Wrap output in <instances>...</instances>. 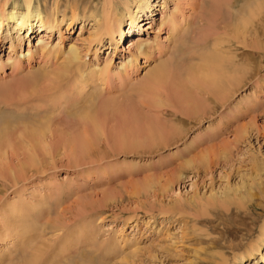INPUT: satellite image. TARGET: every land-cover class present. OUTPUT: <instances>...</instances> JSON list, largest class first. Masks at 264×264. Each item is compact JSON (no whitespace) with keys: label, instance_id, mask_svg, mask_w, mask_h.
<instances>
[{"label":"rangeland","instance_id":"1","mask_svg":"<svg viewBox=\"0 0 264 264\" xmlns=\"http://www.w3.org/2000/svg\"><path fill=\"white\" fill-rule=\"evenodd\" d=\"M100 1L102 0L91 1L92 4L86 7L80 5L79 10H89L95 5L99 7ZM130 1L133 7L135 2ZM148 1L150 9H153L151 18L147 19L149 22L139 24V29L129 31L126 16L121 24V35L114 34L116 46L109 44L107 36L103 37L100 44L96 43L97 38L91 40L95 30L93 21L67 27L63 20L60 23V33L55 31L48 37L42 36L47 47L58 45L56 56L43 55L45 50L44 53L36 50L37 40L42 35L37 27L30 36L25 35V30L19 33L20 38L14 30L8 34L4 30L0 34V88L6 84H14L17 79L34 72H54L63 60L60 52L72 43L85 53L82 65L84 72L90 73L93 68L107 69L102 76L97 72V77L94 76L97 79L90 78L91 82L81 84L76 92H72V81L67 85L64 81L62 89L57 88L52 93H33L27 97L33 99L37 95H51L42 97L40 102L32 101L27 106L40 107V110L45 111L43 113L48 111L50 115L51 111L56 114H48L49 118L52 117L49 125L53 128H50H55L56 133L46 131V147L54 151L52 155L55 156H39L36 166L32 167V171L37 169V172H25L21 164L24 159L22 151L27 150V140L19 136L16 129L13 130L8 148L0 151V257L6 255L1 264H11L7 260L16 255L22 242L29 239L32 241L34 238L30 252L38 244L41 245H38L40 248L48 246L53 264H57V261L66 264L67 259L77 257L79 249L78 253L85 255L89 253V246L93 249L92 252L95 250L93 255L97 264L98 260L102 261L100 264H264V10L258 17H253V20H259L262 27L261 32L258 31L256 35V31L252 30L242 32L241 27L237 32L231 27L229 30L214 27L213 31H207L209 28L207 29L205 22L197 24L196 12L193 13L188 4L191 0ZM242 1L244 0L239 2ZM51 2L52 0H48V8ZM12 4L8 6L11 7ZM246 13L250 14L249 9ZM57 16L61 20V12ZM204 31L207 33L204 34ZM202 34L206 41L199 43L201 36H204ZM137 38L147 47V54L137 53L134 64L128 60L135 51L133 42ZM12 40L15 48L11 50ZM219 41L223 45H216ZM224 46L229 54L225 52L226 55L235 65H242L247 71H244L243 82L224 104H214L206 93L205 96L194 86L192 92L199 102L203 101L204 106L192 112L187 102L179 104L173 96L169 99V95L173 94L168 92L166 83L151 81L152 75L162 64L172 61V52L178 51L175 53L176 57L173 54L178 65L198 66L203 52L209 49L214 51L218 47L220 52H216L221 53ZM28 49L33 53L30 59L25 55ZM248 51L256 54L251 55ZM222 53L224 55V51ZM18 55L21 58L19 62ZM121 64H126L124 72H118ZM44 84H49L47 79ZM98 87H102L103 96L110 98L115 104L118 99L125 106V103H130L128 97H132L134 101H131L142 112V121L149 117L148 120L152 119L168 128L169 134L166 135L168 137L164 139L165 142L120 152L106 158V161L103 159L93 164L76 166L70 156V146L64 142L53 143L49 139H54L61 130L69 128L68 120L71 119L65 114L70 106L72 108L69 111L75 110L74 114L79 109L76 106H79L81 99V105L93 107L92 103L85 102L84 97L88 99L91 96L89 94L93 96ZM16 91L18 90L14 89ZM92 91L94 93H89ZM153 95H156L155 98ZM149 98L154 100L151 102ZM146 99L151 102V107L145 103ZM76 101L79 104H75ZM95 101L98 99L93 101V105L97 104ZM154 102L156 106L152 107ZM17 110L32 111L30 107L24 106ZM109 113L110 117L105 115L104 127L110 129L123 125L118 124L122 122L119 119L122 115L112 111ZM145 115L147 117L144 118ZM43 116L38 117L39 120L48 123V117L44 119ZM76 118L75 126H79L82 121L79 124V118ZM236 118L239 119L236 121ZM118 119L120 122L116 121ZM102 138H106V135H100V139ZM106 194L111 197L108 202L104 201ZM209 197L214 200L212 205L206 202V199L211 201ZM20 202L28 206L39 202L40 207L47 209L40 214L46 217L39 218L38 226L40 223L44 226H39L40 231H35L34 234L33 230L29 234L22 233L21 229L31 224L28 221L31 222L32 217L21 216L19 209L18 213L14 211L12 206L19 205ZM205 203L207 207L204 208L202 206ZM200 209L205 212L197 215ZM26 219L28 224L23 222ZM15 222L19 225H15ZM86 236L93 238L92 244L90 237ZM68 246L72 247L69 249Z\"/></svg>","mask_w":264,"mask_h":264},{"label":"bare ground","instance_id":"2","mask_svg":"<svg viewBox=\"0 0 264 264\" xmlns=\"http://www.w3.org/2000/svg\"><path fill=\"white\" fill-rule=\"evenodd\" d=\"M91 1L93 2L94 0H52L51 6L48 8V6H49L48 0H21L20 3L17 0H0V34H2V32L4 30H5L6 34H8V32L12 33L11 30H14L15 33H18L17 37L20 38L19 33H23L25 30L26 31L25 35L30 36V34L33 33V31H34L33 29L37 27L39 30V33H42V35L37 40L38 44H37L36 50L41 51L43 53H44L43 50H45V53L43 55H45V54L51 55L52 54V55L56 56V53H58V51H57L58 45L55 44L51 47L50 46L47 47V43L42 38V36L48 37V36H50V34L52 32H55V31L60 33V31L62 30L60 27V23L63 20H65L67 27L74 25L75 23H82L84 25L85 21H87V24L90 21H93L92 24H95V26H94L95 30H94L93 35L91 36L92 37L91 40H94V38H97L96 43L100 44L103 37L107 36V38H109V41H110L109 44H114V46H116V40L117 39L114 37V34L118 33L119 35H121V32H122L121 24L123 23L124 18L126 16H127V19L129 20L128 30L130 31V30H133L134 28H138L139 24L144 25L145 23H148L149 21L147 19L151 18L152 11H153V9H150L151 4L148 0H138V1L133 0V2H135L134 6H133L135 8V10H133L132 3L130 0H118V1L117 0L116 1L115 0H102V1H100L101 6H99V7H97L96 5L94 7L91 6L92 8H90L89 10L87 9L88 12L85 8H84L85 10L84 9L79 10L80 5H84V7H86V5L89 6ZM239 1L240 0H191V2L190 3L188 2V4L190 5L189 7L193 11V13L196 12L195 19L197 20L196 21L197 24L199 22L201 23V21H202V23L205 22V25L208 26L207 29L209 28L207 31H213L212 29L214 27L215 28L216 27L222 28L223 30H227V28L229 30V28L231 27L233 30H236V32H237V29L241 27V29L243 30V31L241 30L242 32L252 30V31H256V33L259 31V33H260L262 27L259 23V20L256 19L257 21H255V20H253L254 19L253 17H258L259 14H261V11L264 10V0H244L242 2H239ZM10 3H13L11 7L8 6V4H10ZM7 6L9 7V9ZM248 9H249L250 14L246 13ZM59 12H61V15H62L61 20L58 19V16H57ZM149 13H150V15H149ZM163 17H165V15ZM165 18L163 19V21L165 20ZM167 20H168V17H167ZM253 21H255V22H253ZM172 23H174V21ZM166 24H168V23H166ZM195 26H196V24H195ZM206 26H204V27H206ZM190 27H189V29H190ZM232 29H230V30L232 31ZM205 32L206 31H204V34H205ZM238 32H239V30H238ZM188 33H189V31H188ZM204 34H202V35H204ZM236 34H238V33H236ZM256 35H258V33ZM1 36L2 35H0V38H1ZM222 38L224 39V37H222ZM138 39L139 38H137L135 42L132 41L134 43L133 48L135 49V51H134V53H131V57L128 60V62L133 61L134 64L137 60L136 59V56H138L137 53L147 54L146 53L147 49H145L147 47H145V45H143V41L138 40ZM91 40H89V41H91ZM200 41H201V43L203 41H206L205 35L203 37L201 36V38L198 42L200 43ZM132 42H131V44H132ZM218 44L223 45V42L219 41V43L217 42L216 45H218ZM255 45H256V43H255ZM14 46H15V44H13V40H12L10 43V47H11L10 49L11 50L14 49L15 48ZM259 47L260 46H258V49H259ZM262 47L263 46L261 45V48ZM59 48H61V47H59ZM225 48H226L225 46H224V49L222 47L221 53H219L220 50H217L218 47L214 51L212 49L211 50L209 49V50L203 52L201 54L202 55L201 61H200L201 63L198 64V66H194V64L186 65V66L178 65L179 63L177 62V59L175 58L177 55L175 53H177L178 51L175 53L172 52V56H171V57H173L172 61H168V63H166L164 65L162 64V66L159 67L160 69L158 71H156V73H154V74L152 73L153 77H151V75H150L151 81L153 80V82H155V83L157 82V84H159L161 81H162L161 82L162 84L166 83V85L168 87V92L173 94V95L168 94L169 99L171 96H173L174 97L173 99L175 101H177L179 104H181V103L186 104V102H187V104H189L190 107L192 108V109L190 108L191 111L192 110L198 111L199 107H200L199 108V110H200L204 106L202 103L203 101L199 102L200 100L198 99L199 100L198 101L196 99L197 98V97H195L196 95L194 96V93L192 92V89L194 86L198 87L204 94L206 93L207 97H210L213 103L215 102L214 104H216V105L217 104L218 105L224 104V102L226 100H228V98L232 95V93H234L233 91L237 88V86L239 87L240 86L239 84L241 82H243L242 80L245 78L244 71H246L243 68L244 66L235 65L233 60L229 56L226 55V53L228 54V52H226L228 50H226ZM95 49H94V53L96 52ZM178 49H179V47H178ZM222 50L224 51V55L222 53L223 52ZM216 51H219V52H216ZM60 53H61V55H63V60L61 63L59 62L58 66L54 72H52V73L34 72L32 74H29L27 76H24V77L17 79L18 81L15 82L14 84H6L0 88V151L8 148L9 143H11L10 139L12 138L14 131L16 129V131L19 132V136L26 138V140H27L26 144H25L26 147L24 145V147L27 150L25 152L22 151V155H23L24 159H23V162L21 164V167L25 170V172L32 171V167L36 166L39 156H41L42 158H44L45 155L55 156V155H52V153H54V151H51V149L49 150L46 147V144H47V135H46L47 132L46 131H49V133H51V134L53 132L56 133L54 130L55 128L53 130H51L53 127H52V125H49L50 118H52V117L49 118L50 114L47 113L48 111L46 113H43L45 111L40 110L39 109L40 107H34L32 105L27 106L32 101L37 100L38 102H40L42 97H45V96L49 97L51 95H47V94L46 95H39V96L37 95L33 99H27V97L33 93L35 94V93H39V92L41 93V92H46V91L49 93H52L54 90L56 91L57 88L62 89L63 85H64L63 84L64 81H65V85L69 84V82L72 81V84H73V86L71 87L72 92L73 91L76 92V90L79 88V86L81 84H85L88 81L90 83L91 81L89 79L94 78V76L97 75V72H99L101 74V76H102L103 72L104 73L107 72V69L105 71V68H102V69L101 68L100 69L99 68L98 69H96V68L92 69L91 68L92 70H90V73L84 72V70L82 69V65H83V61H84L83 58H84L85 53L83 54L82 50L79 47H77L76 45H74L73 43L69 44L68 47L66 49H63ZM248 53H250L251 55L256 54L253 51H248ZM173 54H175V57ZM20 55L17 56L18 57L17 59H20V60H18V62L21 61ZM25 55H26L27 59H30L33 55L32 50L28 49V51L26 52ZM95 55H96V53H95ZM22 56L24 57V55H22ZM179 56H181V55L179 54ZM175 59H176V61H175ZM170 60H171V58H170ZM16 64L19 65L20 63H16ZM125 65L126 64H121V67L118 68V72H124L125 71ZM103 78H104V76L102 77V81H103ZM46 79L48 80L49 84H44V81ZM94 79H97V78H94ZM100 79H101V77H100ZM93 81L94 80H92V82ZM40 83L43 84V86H40L41 85ZM97 84H98V82H97ZM99 86H100V84H99ZM100 88L102 89V87H98V89H96L97 91L96 90L94 91L95 94H93V96H92V94H89V96L90 95L91 96L88 97V99H87V97L86 98L84 97V99L86 100V101L85 100L84 101L89 103V104L92 103L91 105L93 107L91 106L92 108H89V106L87 104L81 105V101L83 99H81V101H79L80 104L76 101L75 104H79V106L78 105L76 106L77 108H79V109H77L76 114L73 113V111L75 112V110H73V109H72L73 110L72 112H71V110L69 111V109L72 108L71 106L68 110H66V113L68 114V115L65 114L66 117L73 120V121L68 120V121H70V124H68L69 128L64 129L63 131L61 130L59 135L56 134L57 136L55 137L56 138L55 141H54L55 138L49 139V141H53V143L56 142L59 144V142L60 143L64 142V143H66V145L70 146V149H71L70 150V152H71L70 156L72 157V159L74 161V162L73 161L72 162L77 164L76 166L80 167L82 164L87 165L88 163L93 164V162H97V161L99 162V160H103V159L105 160L106 158L111 157L112 155L118 154L120 152H124V151L127 152L130 150L133 151L136 148L143 147V146L145 147V145L148 146L151 144H156V143L158 144L161 142H165L164 139H166V137H168L166 135L169 134L167 132V131H169L168 128L166 129L165 128L166 126L163 127V125H160L159 123L152 121V119L148 120L149 117H147L146 115L144 116V118L147 117V118H145L146 120L142 121V119H143V116L141 115L142 112L138 111L139 108L136 107L138 105L134 104V102H133L134 100L132 99V97L130 98V97H128V95L126 96V99H127V97L130 99V103L126 104L124 102L125 106H123V104H121L122 100L119 102L118 99L116 100L115 97H112V99L116 100L115 102L117 104L119 102L120 105L119 104L117 105L114 102H112L113 100H110V98H108V97L106 98V96H103L104 95L103 89H102V94H101ZM14 89H16L18 91L14 92ZM99 89H100V92H99ZM18 92L20 94H18ZM94 92L92 91L89 93H94ZM149 92H151V91H149ZM153 92L154 91H152L151 93H153ZM16 93H17V95H16ZM151 93H150V95H151ZM206 94H205V96H206ZM74 95H76V93ZM155 96H154V98H155ZM145 98H143V99H145ZM95 99L96 100L98 99V101H95V102H97V104L95 103V105H93V101ZM147 99L145 100V103H148L151 107L150 103L152 102L153 98H151V100L149 98V100L151 102H147ZM131 100H133V101H131ZM195 100H197L198 102ZM209 100L210 99H208V101ZM124 101H126V100H124ZM158 101H160V100H158ZM154 103H152V105H153L152 107L156 106V102H154ZM160 104H161V102H160ZM45 105H47V104H45ZM80 105L84 109L82 107H80ZM162 105H163V103H162ZM21 106H24L25 108L30 107L32 109V111H24V110L19 111V110H17L18 107H21ZM66 106H68V105H64V107H66ZM85 108H87V109H85ZM53 109H55V108H53ZM239 110H240V107H238L237 111L239 112ZM111 111L115 114H120V116L122 115L121 116L122 118H119V117H116V118L114 117V118L115 119H117V118L121 119L122 122H120L119 119L116 121L120 122V123H118L119 125L122 123H123V125L115 126V127H111V128L109 127L110 129L106 128V126L104 127V122H105L104 120L106 117H108L110 115L109 112H111ZM58 112L60 113V111H58ZM50 113H52L51 115H56L53 111H51ZM64 113H65V111H64ZM42 114L43 115L46 114V115L43 116ZM106 114H108V115L105 117ZM40 116L41 117L43 116V118L45 117L44 119H47L46 117H48V119H47L48 123H46L45 121L41 122L39 120L40 118H38ZM116 116H119V115H116ZM76 117L79 118V121H78L79 124H80V121H82V124H80L79 126L78 125L75 126L74 122H76L77 120L76 121H74V120ZM68 118H66V120ZM80 118H81V120H80ZM237 119H239V118H236V121H237ZM38 120L40 122H38ZM108 120H110V119H108ZM106 121H107V119H106ZM141 121H142V123H141ZM144 121H146V122L144 123ZM143 123H144V125H142ZM50 127H52V128H50ZM102 134L106 135V138H102L103 140L100 139V135L102 136ZM52 136H54V134ZM107 143H108V145H107ZM8 151H7V153H8ZM10 154H13V153H10ZM34 171L37 172V169ZM34 171H32V172H34ZM20 179H22V176L20 177ZM14 181H16V180H14ZM136 193H138V192H136ZM109 195L110 194H106V198L104 199V201L108 202V200L111 198ZM59 196H60V194H59ZM211 198L212 197H209V199L211 201L206 199L207 200L206 202H208L207 204H209V203L211 204V202L214 201ZM198 199H200V198H198ZM193 201H195V200H193ZM198 201H196V202H198ZM39 202H38V204L33 205V206H28V205L24 204L23 202H20L19 205L15 204V206L14 205L12 206L16 213H18V209L22 212V215L20 214L21 216L26 217V218L29 216L32 217V218L29 217L31 219V222H30V220L28 221L31 224H29L27 227L24 226L23 229H21L23 234H29L28 232H30L31 230H33V234H34L35 231L41 230L40 227L42 228L43 223H40L41 224V225H39L40 227L38 226V223L40 221L39 218L42 219V218H46V217H44V214H43V217L40 216V214L42 212L44 213V211H46L47 209L44 210L42 207H40L41 204ZM25 203H26V201H25ZM43 203H44V201H43ZM100 203L102 204V201ZM214 203H216V201ZM11 204H13V203H11ZM202 204H204V203H202ZM207 204L205 203V205L202 207H204V208L207 207L206 206ZM46 206H47V204H46ZM36 208H38V209H36ZM204 212L205 211L203 209H200V211L197 212V215L198 214L201 215L202 213L204 214ZM47 213H48V211H47ZM47 216H48V214H47ZM23 217H22V219H23ZM16 222H18V221H16ZM21 222H22V220H21ZM23 222H25L24 224H26L27 219H26V221L23 220ZM23 222H22V225H24ZM28 222H27V224H28ZM15 225H19V223H16ZM38 227H39V229H36ZM35 237L37 238V235ZM86 237L87 238L90 237L89 239L91 240L90 241L91 243L89 242V240ZM86 237H85L86 239L85 238L84 239L87 240L90 244H92L93 238L91 236H86ZM32 238H33V236H32ZM30 240L31 239H29L28 241H25V242L23 241L22 247L17 251L16 255L13 256L12 258H9V260H7V262L9 261L11 264H53L52 258L50 259V251L47 248L48 246L44 245L43 248L42 247L40 248L39 246H41V245L38 244L39 246L37 245V247L35 249H33L32 253H31L30 252L31 242L33 240L32 241H30ZM87 241H84V243ZM88 242L85 244H88ZM43 243L44 242H42V244ZM19 244H20V242H19ZM71 245L73 246V244H71ZM72 246H70V247H72ZM112 246L114 247V245H112ZM70 247H69V249H70ZM89 247H90L89 248L90 250L86 246L89 253H87V250H86L87 254L84 253L85 255L79 254L78 253V252H80V249H79V251L76 253L77 257L73 256V258L71 259L70 257H72V256H70L69 258L71 260H69L67 258H66L67 259L66 261L62 260V259L61 260L67 262L66 264H97L95 261V257L93 255V254H95V253H93L95 250L92 252L93 249L91 250V246H89ZM83 248H85V247H83ZM113 251L114 250H112V252ZM81 252H83V251H81ZM105 252H106V250H105ZM102 253L103 252H101V254ZM4 256L6 257V255H4ZM4 256L0 257V264L5 260ZM106 256H108V254ZM109 259H110V257H109ZM100 262H102V261L98 260L99 264H100ZM57 264H65V263H62L61 261L60 262L57 261ZM101 264H103V263H101Z\"/></svg>","mask_w":264,"mask_h":264}]
</instances>
